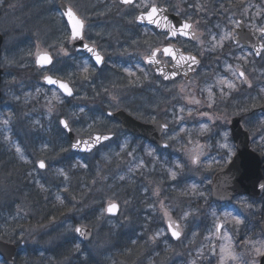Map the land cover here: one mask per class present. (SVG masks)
<instances>
[{"label": "rangeland", "instance_id": "rangeland-1", "mask_svg": "<svg viewBox=\"0 0 264 264\" xmlns=\"http://www.w3.org/2000/svg\"><path fill=\"white\" fill-rule=\"evenodd\" d=\"M10 1L0 0V32L6 34V50L1 65L10 70L15 65L26 67L25 73L28 76L25 80H19L6 74L2 84L0 231L11 240L19 243L26 241L27 244L19 250V264H77L92 255L100 262L102 259L104 262L114 261L120 255L121 248L115 247L107 235L109 231L116 232L119 228L127 232L134 231L137 237L147 238L142 240L147 241L148 250L157 255L151 254L144 260V264H192L193 260L196 264H218L219 249L228 243L229 237L236 254L242 260L251 261V245L245 244V240H264V201L238 196L232 202L220 205L213 200L209 187L210 173L231 159L229 148L221 145L226 143L232 153L236 152L229 121L241 109H245V127L251 131L253 145L264 151V114L255 111L264 105V92H261L264 89V62L258 64L252 52L241 45L232 49L234 44L230 24L216 23L209 27L206 31V45L202 46L201 52L204 55L210 50L220 52L225 47L233 50L230 57L204 63L190 83L178 80L164 86L165 92L162 88H155L156 91L151 89L154 94L140 97V89H145V85L141 84L149 76L150 69L139 62L134 65L133 61L127 62L124 58L123 62L113 59L116 55L125 56L135 39L121 47L113 42L111 51L108 48L111 42H103L105 38H113L121 43L123 33L131 34L127 27L112 22L111 17H108L111 11L119 9L116 0H65L87 21L86 37L99 47L102 46L107 55L113 56L108 65L101 69L85 59L64 57L61 49L68 43L67 30L60 13L56 10L55 14L54 11L58 0H35L32 6L31 3L24 4L30 8L18 10L15 7L20 2ZM175 1L181 5L190 2V7L186 6L185 10L199 5L202 8L199 11H211L206 4L209 0H193V3L190 0ZM231 1L234 12L238 14L237 1ZM241 1L245 3L241 11L247 27L264 26V0ZM144 2L150 3L148 0ZM38 12L43 13L42 19L48 20L52 16V20H56L54 31L50 30L51 23L40 20ZM235 13H231L234 24L238 18ZM19 26L30 28L15 32ZM227 33H231V36L222 41L223 46L213 48L216 41ZM213 36L216 41H213ZM41 49L53 51L57 57L56 63L48 71L75 83L77 96L69 105L65 104L66 99L61 92L39 85L44 74L32 66H35L33 56ZM148 52L143 49L141 59ZM85 66L88 67L87 74L83 71ZM239 69L249 75L251 87L249 84L246 86L239 77ZM127 70L133 74L130 75ZM233 72L237 75L234 76ZM221 78L235 82L237 87L234 90L225 88L226 94L222 95V85L218 83ZM37 84L39 86L35 89ZM232 93L240 98L227 106L224 102ZM193 99L200 103L188 102ZM92 101L93 104L90 103ZM182 107L184 112H180ZM59 108L66 109L65 116L79 136L95 131H116L119 137L91 155L73 154V159L69 160L71 149L67 137L59 130L60 118L57 115L62 111ZM106 108H126L146 122L157 120L158 117L165 118L171 124L165 139L172 144L177 157L162 152L165 156L162 158L153 144L127 133L122 134L120 124L105 114ZM253 110L254 115H251ZM203 113L208 115L204 116ZM177 117L183 119L178 120ZM205 124L209 130L202 132L201 125ZM53 126L57 127L56 131ZM225 132L229 134L227 140L223 135ZM53 149L56 153L51 155L49 152ZM149 152L152 154L149 155ZM193 156H198L195 164L192 163ZM180 157L185 162H180ZM41 158L48 162L46 171L35 166ZM15 162L18 163L17 167ZM69 162L72 165L69 166ZM170 171L177 173L175 179L171 177ZM24 172H27L31 181L30 189H23L26 186V179L24 183L22 177ZM80 174L84 179L79 178ZM88 174H92V180L83 184ZM36 189L45 192L47 203L54 197L64 199L67 192L74 203L73 207L65 209L69 214L64 211L60 217H50L44 222L42 220L39 226L27 230L20 221L25 216L31 220L36 216L39 218L38 211L33 209L34 199L28 197ZM108 201L121 202L122 212L119 217L107 215L105 208ZM165 212L168 217H174L180 222L183 228L180 241L170 238ZM228 213L238 216L242 223L236 224ZM221 221L224 228L218 237L216 229ZM77 223L91 226L95 233L94 239L86 245L81 241L72 244L74 261H61L60 257L56 261L55 256L46 253V249H55L59 241L68 238L73 240ZM18 225L20 231H17ZM29 250L36 253V256L29 257ZM213 250L216 255H213ZM167 253L169 258L165 257ZM142 255L145 256L144 253ZM126 256L123 254V261L117 262L130 264ZM256 259L261 260L260 257Z\"/></svg>", "mask_w": 264, "mask_h": 264}, {"label": "water", "instance_id": "water-1", "mask_svg": "<svg viewBox=\"0 0 264 264\" xmlns=\"http://www.w3.org/2000/svg\"><path fill=\"white\" fill-rule=\"evenodd\" d=\"M59 7L62 9V11L64 13L66 8L69 6L67 4H65L64 2H60ZM163 8L167 9V12L164 13L163 16H167L168 21L172 25L179 26L181 23H183L180 21L178 16L170 14L167 7H163ZM64 16H65V19H67V21L69 22L70 28L72 29V22L69 20V18L66 15H64ZM163 16H160V17L163 18ZM160 17H158V18L160 19ZM79 19H81V18H79ZM139 23H141V22L139 21ZM160 23H161V27H158L159 29L168 30L167 27H164V25L166 23L164 21V19H160ZM141 24L153 25V24H149L147 21H144ZM191 32H192V29L190 30V35L188 36V38H191ZM238 33H240V36H239V38L236 39V43H237V41H239V42L242 41L246 46H248L250 49H252L254 51V53H255V49H260L261 54L258 57H261L262 51L264 50V48H260V46L264 45V43H262V41L260 40L261 39L260 33L256 32V30L247 31L244 28L239 29ZM84 44H86V43L85 42L80 43L78 48H80L82 50H86L83 47ZM2 45H3V36L0 34V60H1V56H2V54H1ZM90 47H93V46L90 45ZM93 48H95V47H93ZM95 50H96V48H95ZM96 51L98 52V50H96ZM88 53L92 55V53H90V52H88ZM44 54H47L48 56L51 57V59H52L51 64H53V58H52V55L50 53H48V52L42 53L39 56L44 55ZM101 56H102V54H101ZM92 57L95 60L93 55H92ZM104 62H105V60L103 59V63ZM103 63L99 64V66H101ZM51 64L44 65L43 67H48ZM198 65H199V63L197 65H193L192 66L193 70H189L188 65L186 67H181V68H174V67L165 68L163 65L159 64V65H156V69H157L158 73H160L159 69H163L164 73H167V74H171L173 71H176L177 75L179 72H185L188 75L190 72L196 71L198 69ZM2 73H3V69L0 65V83L2 81V76H3ZM48 76H51L53 79H56V80L61 81L63 83H66L69 86V88L72 90L71 96L74 95L73 94V88H72L71 84L67 83L64 80L58 79V78L54 77L53 75H48ZM44 81L48 86H55V87L59 88L58 85H49L45 79H44ZM61 90L63 91V89H61ZM63 93L66 94L64 91H63ZM1 96H2V92H1V88H0V100L2 98ZM262 111H264V106L262 107ZM109 113H111V116L117 118L121 122L124 130L130 131L132 134H136V135L138 134L139 136L144 137L146 139L148 138L152 143L157 144L163 148L169 147L170 144L163 141V134H164V131L166 129H164L162 127V125L167 124L166 122H164L162 120H157V122L144 123L138 119H135L132 115H130L129 113H127L124 110H118V111H114V112L108 111V114ZM63 121H66V119H63ZM167 125L169 127V124H167ZM168 127H167V129H168ZM230 128L232 130V137L237 142L238 153L236 154V156L232 160V163H230L228 166L224 167V169L217 171L216 174L214 175V179H213V183H212L213 184V186H212L213 198H215L219 202L225 203L226 201H232V199L234 197H236V195H239V194H246V195L249 194L255 198L262 197L264 195V191H262L259 188V184L264 183V165H263L264 164V155L257 152L256 150L255 151L252 150L251 140H250V131L245 129L244 126L242 125L241 117H233L232 121H231ZM67 132H68V136L71 139V144L76 143L77 140L89 141L90 138L95 137L97 135H102V136L107 135L110 137V139L103 140V141H101L100 144L94 146L91 151H85L84 150V148H85L84 144H81L79 147L73 148L74 150L80 151L83 153L84 152H92V151H94L95 148L99 147L101 144H103L106 141H109L115 137V135H113L111 133H104V134L94 133V135H92L90 137L80 138L79 136H77L73 132L72 129L70 132L67 130ZM165 145H167V147H165ZM111 203L117 204L118 209L115 213H109L108 211L107 212L111 215H114V216L119 215L120 204L117 202H110L109 204H111ZM109 204H108V206H109ZM108 206H107V208H108ZM170 222H174V224H178L175 222V220L168 221V224ZM219 225H222V223H220ZM78 227L81 228L83 230V233H84L83 235H81L79 233L80 237L82 238V240L84 242H88V240H90L93 237L92 229L88 226L86 227L83 225H79ZM222 229H223V227L220 229L219 233H221ZM181 230L182 229H180V227H179V231L182 235ZM263 232H264V226H263ZM170 233H171V231H170ZM181 235H180V237H181ZM173 238L176 240H179L175 237H173ZM16 251H17V246L14 243L11 244V243H8L6 241L0 240V254L3 255L4 258H6L7 261H9L11 264L15 263ZM262 264H264V261H262Z\"/></svg>", "mask_w": 264, "mask_h": 264}, {"label": "snow or ice", "instance_id": "snow-or-ice-1", "mask_svg": "<svg viewBox=\"0 0 264 264\" xmlns=\"http://www.w3.org/2000/svg\"><path fill=\"white\" fill-rule=\"evenodd\" d=\"M122 4L125 5H133L134 7L140 8L141 6H143V8L145 9V11H142L141 14L136 18L138 21H140L141 23H143L144 21H147L149 24H153L156 25L157 27H161V23H160V19L158 17L163 16L164 13L167 12L166 8H162L159 7L156 3H145L144 0H141V4H137L135 2V0H121ZM198 10H202L201 6L197 5L196 6ZM63 15H66L69 20L72 22V32H71V39L72 40H83L84 36H83V30H84V21L79 19L76 15V13L73 11V9L69 6L66 8L65 12L63 13ZM177 15H179V12L177 13ZM164 21L166 22L164 27L168 28V33H166V38H168L169 36L171 38H175L176 36H185L188 37L190 35V30L193 28V25L188 23L187 21L181 23L179 26L176 25H172L169 21H168V17L167 16H163ZM242 21H236L235 22V26L236 27H240ZM256 32L260 33L261 37H264V26L258 27L255 29ZM231 36V33H227L224 36L220 37L219 41H216V37L213 36L212 39L213 41H216V43L213 45V48L219 46L222 47V41L228 39ZM191 39H199L196 34L194 32H191ZM237 43H239V41H237ZM84 49H86L88 52L92 53V55L95 58V63L96 64H101L103 63V57L95 50V48L90 47L88 44H84L83 45ZM260 48H264V45H261ZM255 54L257 56H259L261 54L260 49H255ZM158 55H162L164 57H168L171 59V61H174L173 67L174 68H181L183 67L184 64H187L189 67V70H193L192 66L193 65H197L199 63V61L197 60L196 56L194 55H184L183 53H180L179 49L174 48L171 44H169L168 46H165L163 48H154L150 51V54L148 56H146L144 58L145 62L148 64H152V65H159L162 61L160 59H157ZM241 59H244V57H241ZM52 63V59L50 56H48L47 54L41 55L38 57L37 59V64L40 65L41 67H43L44 65H48ZM84 73L87 74L88 73V67L85 66L83 69ZM129 74H133L131 73L130 70ZM143 71V70H142ZM160 74L163 76V78L165 80L174 78L177 75L176 71H173L171 74H167L164 73L163 69H159ZM186 74V73H185ZM233 75H237L236 72H233ZM240 78H243V82L245 83H249L245 77V73L243 71H239L238 73ZM85 79L88 78L87 75H85L84 77ZM44 79L46 80V82L49 85H58V87L60 89H63V91L68 95L71 96L72 95V90L69 88V86L66 83H63L61 81H58L56 79H53L51 76H45ZM218 83L220 85H222L221 87V94L225 95V91L224 89H228V90H234L237 85L235 82L227 80L226 78H221ZM249 87H251V84L249 83ZM181 91H183V88H181ZM209 94L211 96V88L208 89ZM261 92H264V89H261ZM189 103H196L199 104L200 101L197 100H189ZM211 105H209L210 107ZM185 109L182 107L180 108V112H184ZM245 111V109H241L239 113H237V115H241L243 112ZM109 115H111V113H109ZM189 115H191V110H189ZM202 115L207 116V113H203ZM211 119V117H209ZM178 120H182L183 117H177ZM219 119V118H217ZM5 123H7V121H5ZM64 128L66 130H68L69 132L71 131V128L69 127V124L67 121H61L60 122ZM162 127L164 129H167L168 125L164 124L162 125ZM208 126L205 125H201V131L205 132L208 131ZM181 131H183V129H181ZM224 138L225 140H227L228 138V133L225 132L224 134ZM110 139L109 136L107 135H97L95 137L90 138L89 141H84V140H77L76 143L72 144L73 148L79 147L81 144L85 145L84 150L85 151H91L92 148L98 144L101 143V141L103 140H108ZM191 142V141H190ZM165 147H167V145H165ZM221 147L224 148H229V157H231V155H233L234 153H232L231 148L228 144H222ZM17 151H19V149H17ZM152 153L149 152V155H151ZM129 155H131V153H129ZM192 163L195 164L198 161V156H193L192 158ZM46 167V164L43 160H41L39 162V168L44 169ZM177 167H180V165H177ZM63 174V173H61ZM170 175L173 179L176 178L177 173L175 171H170ZM121 179H123V177H121ZM195 187V186H193ZM259 188L264 191V183L259 184ZM118 209V205L115 203H111L109 204L107 211L109 213H115ZM168 213L165 212V216H167ZM187 215V214H186ZM227 215L232 216L231 213H228ZM232 219L235 221L236 224H240L242 223L241 219L238 216H232ZM223 227V225H218L217 226V232L220 231V229ZM168 228L171 231V234L173 237L179 239L181 233L179 231V225L178 224H174V222H170L168 224ZM75 231L77 233H80L81 235H83V230L81 228H76ZM157 235H159V233H157ZM245 244H249L251 245V252L253 253V258L251 259V261H247V260H242L241 257H239L236 252H235V247L231 241V238H228V243L225 245H222L219 249V256H218V264H262V261H264V240H260V241H252V240H245ZM78 247V246H77ZM213 255H216L215 250H213ZM256 257H260L261 260H257ZM192 264H196V261L193 260Z\"/></svg>", "mask_w": 264, "mask_h": 264}, {"label": "flooded vegetation", "instance_id": "flooded-vegetation-1", "mask_svg": "<svg viewBox=\"0 0 264 264\" xmlns=\"http://www.w3.org/2000/svg\"><path fill=\"white\" fill-rule=\"evenodd\" d=\"M148 1L150 2L149 4L154 2L158 6H163V5L169 6L170 11L172 13L177 14L179 12V16L183 19L189 17V14L192 13V12L190 13V11L197 13V15L195 17L197 22L195 24H196L197 31H198L196 35L199 39L189 40V39H187L183 36H179V35L176 36L175 39L171 38L170 36L168 38H166V33H168L167 30H159L155 26H153V27L152 26H143V25L141 26L138 24L136 18L138 17L139 14H141L142 11H145L144 8L137 9L133 5H125V4H122L120 0H117L116 6H117V8L119 7V9L111 11L109 13L108 17H111L112 22L120 24V25H122V27H124V26L127 27L129 30L128 32H130V30L131 31L134 30L135 35L137 37H141L142 40L143 39L146 40L143 44H142V42H140L139 47L133 46L131 52L133 53V59L135 61L134 64H136L140 58L138 53H140V50L142 49L141 47L146 46L151 51L154 48H163L165 46H168L169 44H171L173 46H178V48L180 49V52L182 51L184 54L192 53V54H195L196 56L198 55L201 58L202 63L208 62V61H214V60L217 61L219 55L216 51L214 52V51L210 50L205 55L201 53V52H203L202 46L206 45L205 37H206L207 28L209 27V25H215V22H217V19H219V22L224 24V25L228 26L230 24L231 31L234 32V30L236 29V26H235L234 22L232 21V16H231V13H235L234 12L235 11L234 4H233V1H231V0H209V1H207L206 4L211 11H206V12L199 11L198 9H196V6H193V8L188 7V11H186L185 8H186V6H189V4L184 3L183 5H181V4L176 3L175 0H148ZM190 1H191V3H193V0H190ZM236 1H237V6H238V8H236V11H239L238 14L241 15L242 14L241 9L245 5V3L241 0H240L241 2L239 0H236ZM138 2H141V0L136 1V3H138ZM116 11H118V12H116ZM212 11H214V12H212ZM211 12L213 13V15ZM122 13H123V15H122ZM117 14H119V16H117ZM238 14H236V16H238ZM160 19H163V18L160 17ZM236 20L237 21H239V20L243 21V19H241L240 17L237 18ZM67 30H68V27H67ZM126 36H127L126 34L121 36V38H122L121 43H119L117 41L116 44L118 43V44H120V46H122V43L124 41H127ZM67 39H68V43L66 44V46H63L61 49V51L64 52L63 53L64 57H67V58L72 57V58L77 59V60L85 59L89 62H92L90 60L91 58H89L88 55H86L84 52L76 50V48L73 45L74 40H72L71 36H70V30H69ZM112 46H113V42H111V44L108 47L110 49V51L112 50ZM99 50L104 51L103 54L105 55L106 60H107L104 67H103V68H105L113 56H111L110 54L107 55L105 53V49H103L102 46L100 47ZM229 50H230V48H229ZM226 54H227L226 52L222 53L223 56H227ZM157 58L160 59L163 63L167 64V66H169V67L173 66V64H174V61H171V59L168 57L158 55ZM113 59H115L119 62H122V59L120 58L119 55H116V57H114ZM148 66L150 68L149 76L146 77L144 81H146L152 85L156 84V83L166 84V83L177 82L178 80H189V79H191L190 77L186 78L184 76H179V77H177L176 80H165L164 78L160 77L156 73V71H155V69H153L152 65L148 64ZM75 68H77V66H75ZM88 83L89 82H87V84ZM142 83H144V82H142Z\"/></svg>", "mask_w": 264, "mask_h": 264}, {"label": "trees", "instance_id": "trees-1", "mask_svg": "<svg viewBox=\"0 0 264 264\" xmlns=\"http://www.w3.org/2000/svg\"><path fill=\"white\" fill-rule=\"evenodd\" d=\"M79 178L84 179L81 174L79 175ZM91 180H92V174H88L87 175V179L85 181H83L82 183L83 184H88ZM88 203H91V201L88 200ZM94 216H96V214H94ZM109 233H110V236H109L110 240L109 241L113 242L115 245L120 243L119 240H120V237H121L122 249H124L121 255L123 256V254H127L125 259L127 261H129L130 264H134L135 260H137V259H142V257H143L142 252H143L144 248L147 247V243H148L147 241H144L141 244L140 243H135L133 241V237H135V235H132V234H130V235L126 234L129 239L124 240L123 235L121 234L120 228H119V230H117V232L109 231ZM2 234L3 233L1 232L0 235H2ZM3 235L6 236L5 234H3ZM6 237H8V236H6ZM76 240H77V238L74 237L73 240L69 239L66 243L72 245L73 243L76 242ZM60 245L63 246V244H61V243H60ZM69 247H66L65 249H63V251H66V253H64L66 255V260L70 259V261H71L74 258V256L71 254L72 246L70 248ZM56 250H58V248H56ZM56 252L57 251H55V253ZM55 255H57V253ZM144 255H146V254H144ZM59 257H60V254H58V258ZM60 259H61V257H60ZM117 260H120V259L116 258V260H114V261L112 260V261H110V263L108 262V264H113V263L117 262ZM3 264H6V263L3 262ZM17 264H18V262H17ZM78 264H93V263H92V261H90V259H88V261L87 260H83L82 262H80Z\"/></svg>", "mask_w": 264, "mask_h": 264}]
</instances>
